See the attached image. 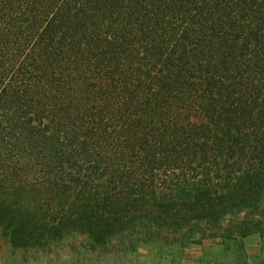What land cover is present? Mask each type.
I'll list each match as a JSON object with an SVG mask.
<instances>
[{"label":"trees","instance_id":"16d2710c","mask_svg":"<svg viewBox=\"0 0 264 264\" xmlns=\"http://www.w3.org/2000/svg\"><path fill=\"white\" fill-rule=\"evenodd\" d=\"M236 213L264 231V0H0L1 235L134 248Z\"/></svg>","mask_w":264,"mask_h":264},{"label":"rangeland","instance_id":"374dc122","mask_svg":"<svg viewBox=\"0 0 264 264\" xmlns=\"http://www.w3.org/2000/svg\"><path fill=\"white\" fill-rule=\"evenodd\" d=\"M243 215L227 216L221 224H198L197 232L189 238L182 237L183 231L179 230L172 233L167 242L146 239L134 248H128V239L120 235L99 244L82 232H70L59 239L43 240L37 245L20 248L0 234V264H139L147 251L161 253L196 241L240 238L243 234L235 231L239 224L229 223ZM260 228L263 229L264 224ZM213 233L215 235L210 236Z\"/></svg>","mask_w":264,"mask_h":264},{"label":"crops","instance_id":"0c3cea01","mask_svg":"<svg viewBox=\"0 0 264 264\" xmlns=\"http://www.w3.org/2000/svg\"><path fill=\"white\" fill-rule=\"evenodd\" d=\"M139 264H264V231L196 241L161 253L147 251Z\"/></svg>","mask_w":264,"mask_h":264}]
</instances>
